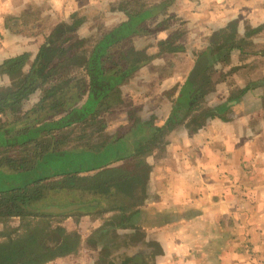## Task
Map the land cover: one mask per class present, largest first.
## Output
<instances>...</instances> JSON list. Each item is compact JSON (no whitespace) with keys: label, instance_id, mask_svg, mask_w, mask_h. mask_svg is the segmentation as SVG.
<instances>
[{"label":"trees","instance_id":"obj_1","mask_svg":"<svg viewBox=\"0 0 264 264\" xmlns=\"http://www.w3.org/2000/svg\"><path fill=\"white\" fill-rule=\"evenodd\" d=\"M165 7L126 12L128 20L93 46L84 66L85 86L77 89L64 83L46 88L35 106L0 125V264H50L77 253L83 240L77 226L85 215L91 223L101 222L93 242L99 261L92 264H155L165 258V243L153 240L143 228L124 227V220L145 206L143 179L131 169L134 162L161 148L170 131L184 130L181 121L193 110L182 112L174 105L160 127L147 120L132 123L137 116L133 111L100 118L116 104L115 89L141 65L106 68L103 57L109 46L144 34L139 24ZM46 48L42 46L19 88L0 91V113L11 114L47 80L51 69L40 67ZM232 51L226 42L219 49L208 44L194 73L209 70ZM29 56L4 61L0 75L22 70ZM263 87L264 77L248 90ZM201 97L193 96L189 107ZM239 102L240 96L227 99L203 114L230 121L241 115ZM91 121L95 122L87 130ZM7 148L18 153L4 155ZM51 207L63 212H45ZM70 218L77 228L69 231L63 223Z\"/></svg>","mask_w":264,"mask_h":264},{"label":"rangeland","instance_id":"obj_2","mask_svg":"<svg viewBox=\"0 0 264 264\" xmlns=\"http://www.w3.org/2000/svg\"><path fill=\"white\" fill-rule=\"evenodd\" d=\"M106 1L108 2L88 0L82 8L83 11L76 15L66 14L65 18L58 20L61 23L60 27L53 29L52 33L45 37V43L43 42V46L47 48L40 67L47 66L51 69L47 73V80L26 103L18 105L11 114L0 113V125L5 124L9 116L14 120L25 109L35 106L46 88L63 86L64 83H70L77 89L85 86L84 66L93 46L104 35L111 33L113 29L128 20L126 12L145 11L159 5H167V7L153 18L139 24V27L144 29V34L130 35L121 39L109 46L108 53L103 57L106 68L116 66L124 69L141 65L115 89L118 95L116 104L110 112H103L100 118L117 117L124 112L133 111L137 116L132 123L147 120L148 123L160 127L171 113L174 103L182 112H185L190 106V99L201 94L202 97L198 103L191 107L193 111L187 112L181 121L184 130L181 129L184 131L183 134H188L193 124L197 122V130L206 128L209 136V132H213V127L210 126L212 120L205 119L207 117L203 113L212 110L227 99L238 98L250 82L264 77V21L259 22L264 20V0H236L232 3L233 6L247 9V12L242 14L244 17L239 14L226 26L222 24L218 29L216 23L209 20L208 14H197V0H191L190 5L187 0L186 2H183L185 0H180L181 2L177 0ZM101 8L104 11H100ZM249 10L253 12L250 13ZM224 42L233 49L232 53L209 70L194 77L197 58L201 52L210 43L215 44L216 49H219ZM41 51L42 46L35 53L23 52L20 56L31 55L25 67L16 73L6 74L8 76H4L5 78L0 81V91L19 88ZM190 79L193 80L192 83ZM192 87L195 88L194 93H192ZM243 103L245 108L251 109L258 104L259 116L253 120L247 116L242 120L240 117L234 119L236 121L231 127L237 128V131L233 135L226 136L229 130L224 129L219 133L216 132L218 136H209L211 137L210 148L240 149L243 138L241 130L247 126L245 123L248 121L250 129L259 126L258 120L264 117V110L260 111L264 102ZM94 122L91 121L89 125H86V129L91 130ZM117 128L114 127V129ZM123 128L127 130L128 127L123 126ZM177 129L173 131L171 141L175 140V136L180 139L181 133ZM119 130L120 128L117 129ZM214 130L217 131V128L215 127ZM200 134L202 133L197 134V153L191 150L195 159L200 158L203 152V148L200 149L198 146L200 139L207 140ZM3 153L14 156L18 151L7 148ZM195 159H192V163ZM139 167L141 164L137 165V162H134L132 172L134 168L139 169ZM255 209H257L254 212L256 214L263 211L261 207H255ZM90 219V216L85 215L77 226L83 238L77 253L50 264H92L99 261L97 244L93 242H95L94 230L100 226L101 222L91 223ZM17 223L18 221L13 224ZM63 225L69 231L77 228L71 218ZM260 226L264 228V222H260Z\"/></svg>","mask_w":264,"mask_h":264},{"label":"crops","instance_id":"obj_3","mask_svg":"<svg viewBox=\"0 0 264 264\" xmlns=\"http://www.w3.org/2000/svg\"><path fill=\"white\" fill-rule=\"evenodd\" d=\"M87 1L0 0V65L23 52L35 53L45 37L60 27V18L80 13ZM235 1L197 0V14H208L218 29L247 12L233 6ZM4 76L8 75H0V81ZM251 83L240 95L241 115L236 118L241 120L258 117L260 108L258 104L245 108L243 102H264V90L249 91ZM236 118H205L212 120L209 136H218L216 132L224 129L229 130L226 136L233 135ZM258 123L250 129L247 121L241 130L242 147L230 150L210 148L206 128L197 130V122L193 127L188 124L192 127L188 134L179 129L180 139L175 136L171 141L170 131L161 148L137 162L141 167L133 173L143 179L145 206L123 224L129 230L143 228L153 240L167 245L162 252L165 258L155 264H264V228L260 226L264 222V117ZM198 132L207 140L200 139L203 152L195 159L191 150L197 153ZM255 207L263 211L256 214Z\"/></svg>","mask_w":264,"mask_h":264},{"label":"water","instance_id":"obj_4","mask_svg":"<svg viewBox=\"0 0 264 264\" xmlns=\"http://www.w3.org/2000/svg\"><path fill=\"white\" fill-rule=\"evenodd\" d=\"M50 211L58 212V213L63 212V210L58 209V208H55V207H51V208H49L48 210H45V212H50Z\"/></svg>","mask_w":264,"mask_h":264}]
</instances>
